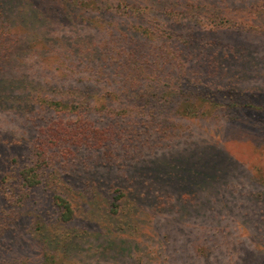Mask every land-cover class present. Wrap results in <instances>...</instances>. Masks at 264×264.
<instances>
[{
	"label": "trees",
	"instance_id": "obj_1",
	"mask_svg": "<svg viewBox=\"0 0 264 264\" xmlns=\"http://www.w3.org/2000/svg\"><path fill=\"white\" fill-rule=\"evenodd\" d=\"M92 2L0 0V112L15 113L30 130L22 161L13 156L0 177V264H168L157 246L153 252L138 250L148 239L139 226L130 231L136 230L138 240H128L134 235L127 230L137 225L132 223L147 201L142 183L128 171L139 162L145 166L146 154L181 136L183 118L200 109L190 97L206 101L218 88L210 78L194 82L182 44L161 27L150 32L126 25L118 20L122 13L99 0V10H92L87 7ZM105 11L115 18L101 20ZM64 28L74 34H61ZM20 32L28 42L19 41ZM16 44L28 60L11 59L8 67L16 71L9 73L1 62ZM219 64L216 55L202 52L193 74L204 67L213 72ZM171 83L178 90H171ZM222 93L230 99L246 95L233 89ZM99 168L119 177L102 178ZM173 168L171 175L183 180L188 167ZM72 171L74 178L87 173L74 191ZM190 176L184 181L192 182ZM145 182L150 194L160 195L149 210H161L166 197ZM84 196H95L92 207L98 212H81L77 199Z\"/></svg>",
	"mask_w": 264,
	"mask_h": 264
},
{
	"label": "rangeland",
	"instance_id": "obj_2",
	"mask_svg": "<svg viewBox=\"0 0 264 264\" xmlns=\"http://www.w3.org/2000/svg\"><path fill=\"white\" fill-rule=\"evenodd\" d=\"M99 1L111 12L122 13L118 20L126 25L142 26L150 32L161 27L172 41L182 44L181 57L190 77L196 78L194 82L210 78L218 88L206 101L190 97L200 109L196 116L183 118L181 136L146 154L145 166L139 162L128 171L131 179L142 185L149 180L166 197L161 210L151 212L152 202L160 195L150 194L147 185L140 186L147 197L144 213L138 223L133 221L137 225L127 230L139 226V234L148 238L138 250L153 252L157 246L156 252L168 257L162 263L168 264H264V0ZM98 4L93 0L87 7L99 10ZM105 12L101 20L115 18ZM59 32L74 34L72 28ZM87 33L99 34L94 29H87ZM29 39L20 32L19 41ZM20 49L16 44L9 59L1 62L3 70L16 71L8 67L11 59L27 62ZM202 52L216 55L219 67L213 72L204 67L194 75L193 64ZM170 86L178 90L176 84ZM223 89L241 90L246 95L230 99ZM29 137L30 130L21 118L0 112V177L10 170L8 163L13 156L22 161ZM8 138L16 143H6ZM174 165L188 167L182 175L190 172L193 181L171 175ZM97 173L102 178L119 177L110 168H99ZM86 176L80 173L74 178V171L68 175L73 191L81 188L76 185ZM187 191L193 197H184ZM94 200L95 196L78 197L81 212L89 208L98 212L92 207ZM130 233L134 236L128 240L137 241L136 230ZM127 264L136 263L130 260Z\"/></svg>",
	"mask_w": 264,
	"mask_h": 264
}]
</instances>
